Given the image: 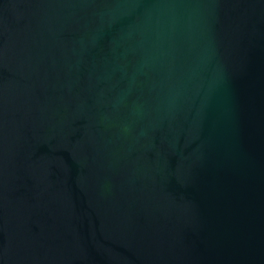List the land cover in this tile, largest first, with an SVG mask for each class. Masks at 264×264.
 <instances>
[{"label":"water","instance_id":"95a60500","mask_svg":"<svg viewBox=\"0 0 264 264\" xmlns=\"http://www.w3.org/2000/svg\"><path fill=\"white\" fill-rule=\"evenodd\" d=\"M0 264H264V0H0Z\"/></svg>","mask_w":264,"mask_h":264}]
</instances>
